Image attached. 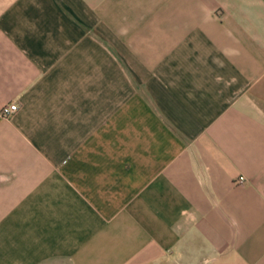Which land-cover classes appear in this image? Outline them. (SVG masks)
Segmentation results:
<instances>
[{"label": "crops", "instance_id": "obj_1", "mask_svg": "<svg viewBox=\"0 0 264 264\" xmlns=\"http://www.w3.org/2000/svg\"><path fill=\"white\" fill-rule=\"evenodd\" d=\"M7 103L0 264H264V0H0Z\"/></svg>", "mask_w": 264, "mask_h": 264}, {"label": "built area", "instance_id": "obj_2", "mask_svg": "<svg viewBox=\"0 0 264 264\" xmlns=\"http://www.w3.org/2000/svg\"><path fill=\"white\" fill-rule=\"evenodd\" d=\"M17 109V106L15 103H7L4 104L1 108H0V114L4 117L9 116L10 114H12L15 110ZM242 177L238 176L237 181L241 182L242 181Z\"/></svg>", "mask_w": 264, "mask_h": 264}]
</instances>
